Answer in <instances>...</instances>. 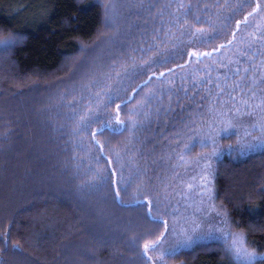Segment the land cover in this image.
<instances>
[{
  "label": "trees",
  "instance_id": "16d2710c",
  "mask_svg": "<svg viewBox=\"0 0 264 264\" xmlns=\"http://www.w3.org/2000/svg\"><path fill=\"white\" fill-rule=\"evenodd\" d=\"M263 17L264 0H0L17 38L0 51V264H150L165 224L143 201L211 152L196 171L218 222L264 264ZM186 205L152 215L177 233ZM191 240L163 264H245L229 239Z\"/></svg>",
  "mask_w": 264,
  "mask_h": 264
},
{
  "label": "rangeland",
  "instance_id": "374dc122",
  "mask_svg": "<svg viewBox=\"0 0 264 264\" xmlns=\"http://www.w3.org/2000/svg\"><path fill=\"white\" fill-rule=\"evenodd\" d=\"M262 75L263 73L261 74V76ZM25 80L28 81L30 80V78H27ZM216 156L217 154L213 155V152H211L207 154V156H205L202 161L196 162V167L191 166L186 172V177L181 178L184 179L182 180V182H185H179L182 184L181 186L177 187V189H171V192L169 193V199L165 194H159V198L157 197V199L156 197H151L153 204L157 208H159V205H162V207L166 209H174L178 207L184 208L183 205L187 204L185 209L187 208V210H190L192 207L194 209V212H189V215L193 212V214L191 215L193 219H191V217H188L187 219L183 217H170V219L172 218V224L177 225V223H181L182 225L180 226V228L174 226L176 227L177 233H175L174 230L173 232L172 230L170 231L168 245L163 248L160 255L164 252L165 249H169L170 251H174L175 249H177L178 243H180L179 240L182 241L181 245H185L186 243L192 241L191 239H193L194 237H199V235L207 233L209 234L213 229L226 230L224 224L222 222H218L217 213L219 212L215 208V204L213 202V199L211 198V186L213 184L211 179L209 177H206L203 172L202 175H200V173L196 171V169L200 170V167L204 169L206 165L209 166L211 161H213ZM171 194H174V196ZM232 234L233 235L228 238L229 245H231L232 240L235 239V234L237 233ZM213 235L216 237H221L219 231L213 233ZM159 252L160 248H158V252L155 253L156 258L159 257ZM230 252L235 254L234 250H231Z\"/></svg>",
  "mask_w": 264,
  "mask_h": 264
},
{
  "label": "snow or ice",
  "instance_id": "6c2138e0",
  "mask_svg": "<svg viewBox=\"0 0 264 264\" xmlns=\"http://www.w3.org/2000/svg\"><path fill=\"white\" fill-rule=\"evenodd\" d=\"M183 7V6H181ZM245 22H247V18L245 19ZM197 34H200L199 32ZM17 42V38L12 36V35H8V36H0V51H4L7 50L8 48L14 46V44ZM229 44H231V41H229ZM221 48L225 47V45H221ZM214 51H219V49H216ZM193 56H211L212 53H202V54H196L193 53L191 54ZM171 71V70H170ZM247 71V70H245ZM160 76H164V73H160ZM154 77L150 76L149 80L153 79ZM222 94V93H221ZM109 100H111V96L109 97ZM120 105H117V109L119 110ZM110 125L107 124V122L103 125H101V127L99 129H97L96 133H93V135L96 134H102L103 131L105 130L106 127H109ZM125 126V122L124 121H120L119 119H117L116 124H115V128L117 130L122 129ZM225 131H227V129H225ZM95 143L99 144V141H94ZM192 145H189L186 147V151L190 150ZM213 155H215V152L213 153ZM111 175V174H110ZM110 178V176H109ZM118 183L121 185L120 187L114 189V196L115 199L117 200V202L123 204V201L120 199V191H127V189L125 187H123V178L121 177L120 180L118 181ZM136 204H140L141 201L137 200L135 202ZM143 204L147 207V212H146V216L151 219L153 222H157V223H164L165 224V229L164 232H162L160 234V236L153 240V241H148L143 245V253L142 255L150 262V264H163V260H164V256L169 254V249H165L164 252L157 257V259L155 261L152 260V257L148 255V253L150 251L154 252L156 251L158 248L161 247L162 245V241L167 239V235L170 233L171 229L167 226V222L160 220L158 217L153 216L152 215V207H154L155 205L150 202V201H143ZM217 215H219V213H217ZM226 223V220H225ZM219 231L221 234V238L224 239L225 241H227V239L232 236L233 234L229 231L226 230H217V229H213L211 230V232L209 233V235L215 233ZM14 249L16 251H21L19 245H14L13 246ZM228 249L231 250H235V254L237 256V258H242L245 261V264H252V261L256 258V254L254 253H249L247 251L246 248L243 247V241L241 239V234L237 233L235 234V239L232 240L231 245L228 246ZM5 251L7 250L6 248L4 249Z\"/></svg>",
  "mask_w": 264,
  "mask_h": 264
},
{
  "label": "clouds",
  "instance_id": "9594fccd",
  "mask_svg": "<svg viewBox=\"0 0 264 264\" xmlns=\"http://www.w3.org/2000/svg\"><path fill=\"white\" fill-rule=\"evenodd\" d=\"M241 239H242V241H243V247L245 248V245H244V239H243V233H241ZM247 249V251L249 252V253H256V249L255 248H246ZM234 252H235V250H234Z\"/></svg>",
  "mask_w": 264,
  "mask_h": 264
}]
</instances>
